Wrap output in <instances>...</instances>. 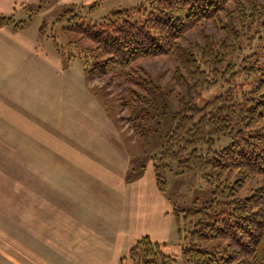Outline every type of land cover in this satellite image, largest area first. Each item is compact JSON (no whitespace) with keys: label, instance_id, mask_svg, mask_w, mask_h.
<instances>
[{"label":"trees","instance_id":"1","mask_svg":"<svg viewBox=\"0 0 264 264\" xmlns=\"http://www.w3.org/2000/svg\"><path fill=\"white\" fill-rule=\"evenodd\" d=\"M244 1L145 0L114 10L94 24L78 21L75 10L67 11L71 19L64 15L69 21L65 30L95 44L80 56L89 78L117 75L140 60L164 54L178 63L174 76L187 96H179V109L154 157L157 183L166 189L174 163L203 172L215 184V198L184 216L193 223L188 234L180 228L181 259L187 264H264V183L237 196L247 180L264 176V4ZM24 9L30 12L29 19L0 14V27L24 30L34 15L30 3ZM208 20L223 31V38L216 41L204 33L203 43L189 41L188 32ZM251 23L262 29L256 35L260 51L254 53L256 62L241 66L228 62L242 48ZM131 74L127 71L128 81L149 88L147 80ZM219 80L227 86L225 91L202 104L198 99L203 90ZM137 92L133 90L128 99L133 115L141 121L154 119L148 99ZM223 137H230L231 143L216 148ZM164 246L145 236L129 255L135 264H178V256L167 254Z\"/></svg>","mask_w":264,"mask_h":264},{"label":"rangeland","instance_id":"2","mask_svg":"<svg viewBox=\"0 0 264 264\" xmlns=\"http://www.w3.org/2000/svg\"><path fill=\"white\" fill-rule=\"evenodd\" d=\"M144 1L36 0L30 3L34 15L29 20L25 32L56 53L61 58V68L58 67L54 73H46L48 78H45L44 70L48 68L47 65L36 67V77L32 81L40 82L39 90L26 98L28 104L21 102L19 96L12 98L9 94L0 92V264H21V201L27 196L21 193V186L33 184V173L37 168L35 165H38V169L49 168L46 165L48 163H44L47 168L43 162L34 163L27 159L38 155L34 149L38 144L49 148L48 145L53 143L50 140L56 135L63 140H71L72 133L75 137L77 134L87 137L96 132L99 135L97 142H90L89 145H80L78 141L73 143L78 149L104 159L109 165L113 164L119 155L126 156L125 169H120L124 183L132 185L140 180L139 185L147 186V195L149 194L151 182L143 179L146 177L147 167L151 161H156L154 157L160 152L162 137L169 130L179 109V96H187L186 88L179 84L174 76L178 67L177 61L173 56L164 54L133 64L127 71L141 81L147 80V89L128 81L127 71L101 78H89L84 72L80 56L83 57L88 49L95 47L94 42L83 38L79 33L64 29L71 17L70 12H67L69 10H75L78 21L94 24L104 20L114 10L132 8ZM255 1L264 4V0ZM94 4L97 6L92 8ZM41 6L43 8L39 10ZM230 6L232 8L234 4L231 3ZM29 13L25 9L21 19H29ZM64 15H68V19ZM72 21H76L75 18H72ZM257 31L262 29L251 23L245 30L247 36L241 44L242 48L235 58L228 62L233 61L240 66L249 61L256 62L257 56L254 53H260L256 43ZM204 33L210 34L216 41H220L224 36L223 31L212 20H208L189 31L187 38L194 43H203ZM47 79L49 81H46ZM239 79L243 81V78ZM9 83L21 86V81L18 80ZM226 88L223 81L219 80L216 85L203 90L198 100L203 104L204 101L224 92ZM133 90L146 96L151 113L155 114L154 119L141 121L133 115V108L128 107V99ZM43 94H49L46 96L52 100V104L44 103ZM57 94L61 97L54 103ZM98 107L103 108L105 113L102 115V121L95 119ZM51 108L56 109L58 113ZM21 112L23 116L40 125L39 129L27 126L26 128L30 129L21 130ZM84 113L90 114V128L85 127L81 131L67 125L69 117L78 115L85 119ZM137 127L141 128V132H138ZM149 129L153 131L150 132ZM51 133L53 136H50ZM231 141L230 137H223L217 141L215 147L222 148ZM21 158L26 160L21 161ZM234 179L235 175L231 180ZM262 183L264 176L247 180L244 187L237 191V196L250 194L253 188ZM114 187H110V192L106 194L110 203L115 200L111 204L118 200L126 202L131 196L118 194ZM159 189L171 207L168 209L169 214L174 217L171 240L175 236L181 241L180 228L183 234H188L193 229V223L184 217L187 210L199 208L215 198V184H212L203 172L182 169L174 163L167 173L166 189ZM178 264L187 263L180 259Z\"/></svg>","mask_w":264,"mask_h":264},{"label":"crops","instance_id":"3","mask_svg":"<svg viewBox=\"0 0 264 264\" xmlns=\"http://www.w3.org/2000/svg\"><path fill=\"white\" fill-rule=\"evenodd\" d=\"M34 1L0 0V14H14L21 19L24 6ZM25 29L0 27V92L12 98L19 96L21 102L28 104L26 98L39 90L40 82L32 81L36 67L47 65L44 71L48 78L46 73L61 68V58ZM14 80L21 81V86L9 83ZM49 94H43L47 105L52 104L46 96ZM60 97L57 94L54 103ZM97 111L95 119L102 121L104 110L98 107ZM83 115L85 119L78 115L69 117L67 125L81 131L90 128V114ZM27 126L40 127L21 112V130L30 129ZM97 139L96 132L87 137L72 133L71 140L56 135L49 148L38 144L34 148L38 155L27 159L48 163L49 168L44 164L48 169H38L35 165L33 184L21 186V193L27 195L21 201V264H135L130 250L145 236L164 243L167 254L181 259L180 240L175 236L171 240L174 217L158 187L154 163L150 162L143 178L151 182L147 195L148 188L139 185L140 180L132 185L124 183L120 169H125L126 156L119 155L109 165L73 143L89 145ZM110 187L120 195L131 196L126 202L111 204L115 200L110 203L106 196Z\"/></svg>","mask_w":264,"mask_h":264}]
</instances>
